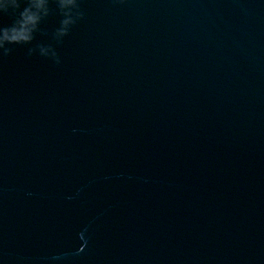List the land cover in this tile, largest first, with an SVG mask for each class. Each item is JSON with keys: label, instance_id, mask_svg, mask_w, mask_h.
Returning <instances> with one entry per match:
<instances>
[{"label": "water", "instance_id": "95a60500", "mask_svg": "<svg viewBox=\"0 0 264 264\" xmlns=\"http://www.w3.org/2000/svg\"><path fill=\"white\" fill-rule=\"evenodd\" d=\"M80 11L0 50V264H264V0Z\"/></svg>", "mask_w": 264, "mask_h": 264}, {"label": "clouds", "instance_id": "9594fccd", "mask_svg": "<svg viewBox=\"0 0 264 264\" xmlns=\"http://www.w3.org/2000/svg\"><path fill=\"white\" fill-rule=\"evenodd\" d=\"M52 4L56 5L55 9L51 7ZM57 10L62 19L53 38L61 42L69 34L71 27L84 16L80 11V0H0V16L11 20L10 24L0 27V50H3V55L8 56L13 51L8 45H29L37 33L48 35L41 25L50 16L56 15ZM37 49L41 56L48 57L51 54L52 58L57 57L51 46L43 44L29 48L28 55L31 56ZM56 63H59L58 59Z\"/></svg>", "mask_w": 264, "mask_h": 264}]
</instances>
